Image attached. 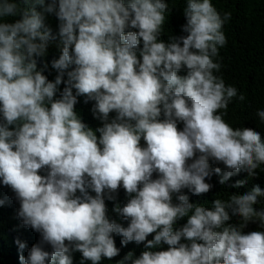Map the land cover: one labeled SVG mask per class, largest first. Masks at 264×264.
<instances>
[{"label": "clouds", "instance_id": "1", "mask_svg": "<svg viewBox=\"0 0 264 264\" xmlns=\"http://www.w3.org/2000/svg\"><path fill=\"white\" fill-rule=\"evenodd\" d=\"M175 7V0H0V183L15 193L22 225L40 234L26 256L27 243L16 239L20 264H73L75 252L79 264H100L121 251L114 235L121 246L144 248L116 264H264V230L243 231L250 222L264 229V207H254L264 202L259 184L243 195L217 194L210 206L184 192H209L213 173L220 184L242 171L257 176L264 141L224 118L234 99L246 100L217 74L232 13L212 0H185L184 34L165 42ZM49 15L58 20L55 35ZM57 36L62 50L49 80L43 58ZM81 96L94 101L102 122L95 130L75 110ZM254 115L264 124V108ZM121 187L127 201L112 211L127 226L106 204Z\"/></svg>", "mask_w": 264, "mask_h": 264}, {"label": "trees", "instance_id": "2", "mask_svg": "<svg viewBox=\"0 0 264 264\" xmlns=\"http://www.w3.org/2000/svg\"><path fill=\"white\" fill-rule=\"evenodd\" d=\"M172 0H170V3ZM185 0H175L177 7L173 8L168 15L167 21L164 25V32L160 39L168 42L171 35H183L181 26L186 22L183 15V5ZM212 3L221 13L230 11L232 13L231 20L225 24L224 31L227 37V44L220 49V57L222 68L218 75H222L226 84L235 85L240 92L246 96L245 101L234 99L229 105L228 114L225 120L235 127L251 128L260 132L262 141H264V124L259 122V118L255 117V112L264 108V0H212ZM46 23L52 28L53 34L57 32L58 20L49 15L46 18ZM62 44L58 36L56 39L50 40L48 45L47 56L43 59L49 62V68L45 70L44 74L49 80H54L57 74L51 68L50 61L53 58H58L61 54ZM38 63V67H41ZM186 75L187 70L182 69L178 73ZM64 85L61 84L60 88L63 89ZM84 96L78 97V103L75 105V110L82 118L83 122L95 130L97 127L102 126V122L93 116L91 111L94 101L84 102ZM110 113V116H114ZM178 127H183L180 123ZM99 136V133H97ZM143 144L144 141L142 140ZM211 167L225 166L222 163H213L210 161ZM258 175L249 177L246 172H240L230 177L224 184L219 183V176L215 173L208 179L212 187L209 192L199 196L193 195L184 190L189 195L190 202L203 203L204 201L211 202L220 194H240L251 190L254 185L259 184L264 189V171L257 170ZM44 174V173H41ZM154 173V177H155ZM245 180L246 183L240 187H233L237 181ZM79 194V193H78ZM94 195V193H92ZM116 201L106 200L108 207V215L112 218L127 226V221H123L112 209L115 203L123 205L127 201L125 190L121 187L117 193H114ZM0 199L5 203L0 205V264H20L19 255L21 254L18 245L15 243L19 238L27 243V247L23 250L26 256L28 249L40 240V234L30 227L22 225L21 220L17 216L19 209V201L15 197V193L10 186H5L0 183ZM256 208L264 207V202L255 205ZM187 217L177 222V227L184 224ZM234 218L230 223H235ZM264 230L260 229L258 224L249 223L244 232ZM153 234H149L147 239H151ZM116 246L121 248L118 256L111 259L104 258L100 264H116L117 261L122 259L129 251H134L136 256L144 250L143 243L137 245L134 241L129 242L126 246H121L122 237L114 235ZM167 245L157 250H166ZM46 250H51L50 246H46ZM81 253H73V264H79ZM86 264H91L87 261Z\"/></svg>", "mask_w": 264, "mask_h": 264}]
</instances>
